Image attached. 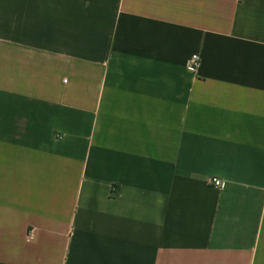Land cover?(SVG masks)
I'll return each mask as SVG.
<instances>
[{
    "label": "crops",
    "instance_id": "0c3cea01",
    "mask_svg": "<svg viewBox=\"0 0 264 264\" xmlns=\"http://www.w3.org/2000/svg\"><path fill=\"white\" fill-rule=\"evenodd\" d=\"M0 264H264V0H0Z\"/></svg>",
    "mask_w": 264,
    "mask_h": 264
},
{
    "label": "built area",
    "instance_id": "2783aa9c",
    "mask_svg": "<svg viewBox=\"0 0 264 264\" xmlns=\"http://www.w3.org/2000/svg\"><path fill=\"white\" fill-rule=\"evenodd\" d=\"M237 1H241V0H237ZM200 62H201L200 55L199 54H193L187 62V67L191 71H194L198 68ZM211 184L214 185L215 187L219 188V189H224L226 187V182L221 180V179H218V178L212 179Z\"/></svg>",
    "mask_w": 264,
    "mask_h": 264
}]
</instances>
